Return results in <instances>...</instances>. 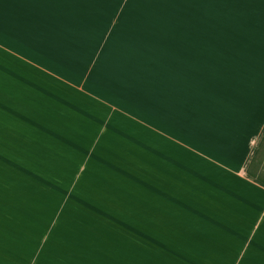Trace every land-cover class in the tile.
<instances>
[{
	"label": "crops",
	"instance_id": "0c3cea01",
	"mask_svg": "<svg viewBox=\"0 0 264 264\" xmlns=\"http://www.w3.org/2000/svg\"><path fill=\"white\" fill-rule=\"evenodd\" d=\"M140 2L0 0V264H264L244 1L165 24Z\"/></svg>",
	"mask_w": 264,
	"mask_h": 264
},
{
	"label": "rangeland",
	"instance_id": "374dc122",
	"mask_svg": "<svg viewBox=\"0 0 264 264\" xmlns=\"http://www.w3.org/2000/svg\"><path fill=\"white\" fill-rule=\"evenodd\" d=\"M231 0H141L140 4L138 6L141 7H156L154 10H147V9H140V10H146L147 13L145 15H140L139 18L133 19V21H141V22H148V23H158V24H165L168 22H171L172 20H175L176 18L171 17L170 15L163 12V10L159 7H165V6H174L178 9H186L187 7L194 6L196 7V12L193 14L194 20L196 21H210V22H219V20H222V22L229 23V19L231 17L226 15L224 12H222L220 9L225 10L228 8H225V6L230 2ZM244 1V6L242 9H240L239 14H234L232 10L228 9L227 11H230L234 18H236L238 21L241 20L240 23H242V20L247 22V31L239 28V29H233L230 28L226 34L227 37H237V38H243L248 39L251 38V41H253L259 50V55L263 56L264 54V7H261L258 15L255 17L256 20L254 22V25H252L253 21V13H250V10L258 8L259 0H241V4ZM190 11V10H189ZM255 16V15H254ZM261 19V20H260ZM241 25V24H240ZM252 25V27H250ZM250 27V28H249ZM246 31V33H245ZM249 37H248V36ZM260 43V44H259ZM259 44V45H257ZM260 46H261V52H260Z\"/></svg>",
	"mask_w": 264,
	"mask_h": 264
},
{
	"label": "trees",
	"instance_id": "16d2710c",
	"mask_svg": "<svg viewBox=\"0 0 264 264\" xmlns=\"http://www.w3.org/2000/svg\"><path fill=\"white\" fill-rule=\"evenodd\" d=\"M262 154H264V133L262 135V138L258 144V147L257 149L255 150V153L251 159V161L249 162L248 164V167H247V172L248 174H250L251 176L257 178L258 180H260L261 182L264 183V177L263 175H260L256 169L259 165V156Z\"/></svg>",
	"mask_w": 264,
	"mask_h": 264
}]
</instances>
